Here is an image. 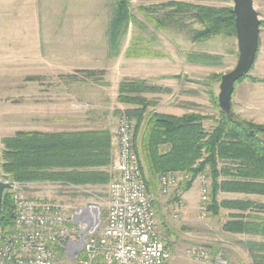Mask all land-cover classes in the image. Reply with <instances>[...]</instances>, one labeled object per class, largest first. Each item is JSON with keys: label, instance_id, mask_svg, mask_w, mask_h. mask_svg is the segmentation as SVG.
I'll return each mask as SVG.
<instances>
[{"label": "trees", "instance_id": "trees-1", "mask_svg": "<svg viewBox=\"0 0 264 264\" xmlns=\"http://www.w3.org/2000/svg\"><path fill=\"white\" fill-rule=\"evenodd\" d=\"M111 1L112 14L106 35L108 49L111 55L116 56L129 26L136 18L129 0ZM137 11L156 30L180 31L193 43H205L213 38L236 40L232 6L213 7L183 0H169L149 7L141 6ZM262 25L261 21L260 28ZM144 54L150 57L160 56L158 52L148 50ZM222 60L223 57L217 54H185V61L189 65L219 67ZM78 73L93 81L101 80L104 75V71L92 70ZM216 76H212V79L217 78L219 81L220 76ZM73 77L65 75L60 78ZM249 77L247 74L236 83L246 79L253 83L259 82ZM39 79L33 77L27 80ZM161 92L166 93L167 90L151 86L142 80H123L118 85L116 101L129 108L115 113V118L124 113L134 122L135 152L146 188L156 198L154 209L156 208L159 221L165 217L158 200L159 178L168 173L190 174L192 179L181 184L185 193L190 190L195 178L203 174L210 183L207 216L220 219L223 211L229 212L223 218L226 220L222 224L225 233L264 239V203L247 199L219 200L221 194L264 197V126H256L240 119L232 109L229 117L221 112L211 88L209 96L219 112L218 117L195 112L181 117L149 112V108L155 105L144 94ZM206 121L213 123L209 131L203 127ZM0 143V179L26 185L24 191L32 190L28 185H42L40 183L58 184L67 188L104 187L112 177V130L110 133L105 129L59 134L18 131L12 137L2 138ZM109 167L110 171L107 170ZM12 223L13 206L11 195L7 191L2 199L0 226L7 230L12 227ZM244 245L251 257V264H264V240L249 241ZM217 255L215 252V264Z\"/></svg>", "mask_w": 264, "mask_h": 264}, {"label": "rangeland", "instance_id": "rangeland-1", "mask_svg": "<svg viewBox=\"0 0 264 264\" xmlns=\"http://www.w3.org/2000/svg\"><path fill=\"white\" fill-rule=\"evenodd\" d=\"M166 1L169 0H129L136 21L129 26L120 48L122 51L145 49L160 54L151 58L161 59L163 63L158 70L166 75L152 79L149 83L162 86L167 90V94L160 97L146 93L144 96L147 100L158 101L154 107L149 108V112L172 111L177 114L195 112L218 117L219 112L210 100L209 89L211 88L217 97L220 77L235 67L236 40L213 38L205 43H193L180 31L156 30L153 24L137 11L141 6L149 7ZM183 2L213 7L232 6L231 1L222 3L183 0ZM111 5V0H0V141L4 137H12L18 130L31 128L34 124L32 118L35 115L34 108L35 110L39 108L40 112L46 111L53 101L49 99H53L54 91H61L60 88L50 86H55L59 80H63L60 79V71L70 66L66 59L73 58L62 56L63 49L96 48L100 42L101 47L105 49L106 31L112 14ZM253 7L263 25L259 33L257 57L248 75L259 82L253 83L246 79L241 83H235L231 109L240 119L256 126H264V0H253ZM83 33L89 35L87 39L83 38ZM81 34L82 38L79 36ZM136 36L138 38L134 39ZM190 52L221 55L222 65L191 66L185 61V54ZM101 58L99 66L108 70V76L103 80H106L108 85H116L115 78L122 75L120 66L123 62L109 60L107 56ZM212 76H220L219 81L217 78L212 79ZM33 77L40 79L27 80ZM82 90L85 94H83L85 105L95 109L89 112L91 114L107 109L109 116L115 118L117 111L128 108L124 105L116 108L110 86L88 84ZM59 95L63 96L62 93ZM36 99H40L39 105H34ZM89 108L86 106L85 110ZM39 122L35 125L40 126L42 123L46 125L45 121ZM212 125L211 121L203 123L206 131H209ZM111 172L114 175V170ZM83 189L80 191L65 189L63 185L58 184H44L38 188L37 195L59 202L69 207L71 211L84 209L88 204H93L98 208L99 220L101 226H104L109 202L108 185L93 190ZM30 192L31 190L26 191L25 194L28 196ZM197 194L195 183L187 196L197 199ZM158 198L161 208L170 201L169 197H162L159 191ZM251 201L264 203V199L256 197ZM226 214L227 212L223 211V217L220 219H211L207 215L198 219L197 210L193 209L191 217L185 220L187 225L180 226L185 231L176 238L175 247L168 248L172 257L170 264H200L186 255V251L194 247L204 249L211 259V264H215L213 262L215 252L218 253L215 262L251 264V257L244 244L264 239L225 233L222 224L226 222L223 219ZM168 216L170 217L169 214Z\"/></svg>", "mask_w": 264, "mask_h": 264}, {"label": "built area", "instance_id": "built-area-1", "mask_svg": "<svg viewBox=\"0 0 264 264\" xmlns=\"http://www.w3.org/2000/svg\"><path fill=\"white\" fill-rule=\"evenodd\" d=\"M133 131L132 119L117 115L112 131L114 175L111 172L104 226L96 206L71 211L59 202L28 197L26 185L2 179L10 185L13 223L7 230L0 226V264H170ZM191 179L184 173L159 178V194L170 198L162 210L173 220L181 217L184 208L181 184ZM194 181L200 186L197 218L202 219L207 215L210 183L203 174ZM186 255L194 262L211 264L202 248H190Z\"/></svg>", "mask_w": 264, "mask_h": 264}, {"label": "crops", "instance_id": "crops-1", "mask_svg": "<svg viewBox=\"0 0 264 264\" xmlns=\"http://www.w3.org/2000/svg\"><path fill=\"white\" fill-rule=\"evenodd\" d=\"M82 38V34L79 35ZM83 38L87 39L88 34L83 33ZM101 36L99 37L101 39ZM138 38L136 36L134 39ZM102 43L100 42L98 47L96 48H84V49H74V48H66L63 49L64 53H62V56H67V57H73V58H68L66 59L68 61V64L70 66L68 68L65 67L63 71H60L61 76H65L70 73H74L73 79H65V78H60L63 80H59L55 86H50V87H55L57 89L60 88L61 91H54V96H52L53 100L49 104L48 108L46 111H41L40 110H35L34 108V114L33 115V125L29 129H21L18 131L22 132H38V133H44V134H59V133H78V132H87V131H100V130H108L109 133L111 130L113 131L112 127L114 126V120L115 118H111L109 116V112L107 109L95 112L94 114L98 115L95 116L94 114H91L89 112H92L94 107L85 105V99L83 98L82 88L87 86L88 84H95L97 86H110L111 87V92H112V100L115 103L116 108H121V104H118L116 101L117 95H118V85L121 81L123 80H142L145 81L147 84L150 85L149 82H151L152 79H157L162 75L161 72L158 70L159 67L162 65V61L160 58H151L150 56L145 55L144 53L146 50L142 49H125L121 50L119 49V52L116 56L113 54L111 55L109 49H108V42H107V35H106V46L105 49H103L101 46ZM130 54V56H127V54ZM102 56H107L109 60H113L115 62H123L122 65L120 66L122 69L121 71V78L116 77L115 79L117 81L116 85H108L106 80V77L108 76V70L105 69L104 67L99 66L100 61L102 60ZM96 65H95V64ZM94 64V65H93ZM166 66V65H164ZM191 66H196V65H191ZM198 66V65H197ZM84 70H92V71H104V75L102 76V79L99 81H93L91 79H86L83 78L81 74H79V71H84ZM71 75V74H70ZM119 78V79H118ZM151 86H156L158 87L159 85H152ZM73 88V90H70ZM160 89H163L162 86ZM59 93H62V97H59ZM52 94V93H51ZM154 94L155 96L161 97L163 94L167 93H151ZM85 95V94H84ZM106 95V94H102ZM145 95V94H144ZM145 97V96H144ZM146 98V97H145ZM154 103V105L157 104V100H148ZM40 99L34 100V105L35 104H40ZM108 103V102H107ZM68 104V105H66ZM83 104V105H82ZM107 105V104H105ZM88 106L90 107L89 109L85 110V107ZM35 107H41V106H35ZM129 108V107H128ZM131 108V107H130ZM84 109V111L82 110ZM87 112V113H85ZM157 113V112H154ZM191 113V112H188ZM37 114V115H36ZM101 114V116L99 115ZM157 114H163V115H170V116H176V117H181L184 114H177L172 111H166L163 113H157ZM186 114V113H185ZM39 121H45L46 125L43 123L39 126V124L36 126L35 124ZM17 131V132H18ZM5 138V137H4ZM107 170L110 171V167L107 168ZM197 184V199H194L193 197H188V191L184 193L183 195V203H184V208L181 214V217L178 220H173L171 219L166 213L163 212V208L160 207V210L163 214L164 219L162 221H159V232L160 235H163V240L166 246V249L169 251V249H173L175 247L176 243V238L181 234L183 231H185L184 228L180 226H186L185 220L189 219L192 215V210L198 209V199H199V184L198 182H193L192 186L190 189L193 188L194 184ZM42 185L44 184H49V183H40ZM41 185L39 184H30L28 187H31L30 189L31 192L29 193L28 197L31 198H36V199H47L43 198L41 196H38V188ZM70 188L64 187L65 189H76V190H84L83 188H88V189H97L101 188L102 186H86V187H72L69 186ZM105 187V186H104ZM26 193V191H25ZM230 196V197H229ZM224 197V198H223ZM261 198L264 199V197H257V196H245V195H236V194H221L219 195V200H253V198ZM49 200V199H48ZM263 203V202H261ZM229 212H227L228 214ZM178 224V225H175ZM169 248V249H168ZM170 253V251H169ZM171 256V253H170ZM172 261V257H171ZM170 261V262H171Z\"/></svg>", "mask_w": 264, "mask_h": 264}, {"label": "water", "instance_id": "water-1", "mask_svg": "<svg viewBox=\"0 0 264 264\" xmlns=\"http://www.w3.org/2000/svg\"><path fill=\"white\" fill-rule=\"evenodd\" d=\"M232 2L237 46L235 67L220 78L217 104L228 117L231 113V100L235 83L247 75L255 63L259 46L260 19L253 7V0H230ZM10 185L0 179V211L5 192ZM94 206L88 204L87 207Z\"/></svg>", "mask_w": 264, "mask_h": 264}]
</instances>
